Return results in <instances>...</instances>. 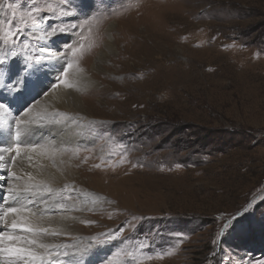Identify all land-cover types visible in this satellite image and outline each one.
I'll use <instances>...</instances> for the list:
<instances>
[{"label": "rangeland", "instance_id": "1", "mask_svg": "<svg viewBox=\"0 0 264 264\" xmlns=\"http://www.w3.org/2000/svg\"><path fill=\"white\" fill-rule=\"evenodd\" d=\"M167 26L172 36H161ZM90 33L114 45L92 62L83 48ZM140 46L132 69L119 68L117 54ZM43 57L56 58L54 74L32 84ZM69 72L91 80L82 92L110 87L113 123L99 133L115 142L102 169L113 191L125 179L128 210L102 206L83 223L91 249L52 264H264V0H0L3 116L47 110L36 89L52 94ZM81 131L78 150L94 149L96 133L90 144ZM42 171L34 152L15 151L10 172L20 184ZM11 187L0 189V206ZM141 191L151 194L149 212L129 202ZM15 215L0 224L20 222ZM47 224L60 232L52 242L76 241Z\"/></svg>", "mask_w": 264, "mask_h": 264}, {"label": "bare ground", "instance_id": "2", "mask_svg": "<svg viewBox=\"0 0 264 264\" xmlns=\"http://www.w3.org/2000/svg\"><path fill=\"white\" fill-rule=\"evenodd\" d=\"M139 26L142 28L141 25ZM170 29L171 26L162 28L164 32H162L163 34H161V36H172L171 33H168ZM90 35L83 48L87 53L86 60L90 59L92 62L98 53L103 55L112 50L114 45L112 41L106 43L99 41V43H97L95 41V33L91 35L92 38ZM182 36L184 37L185 35L182 34ZM169 38L166 37L162 39L165 40ZM168 41L171 43L170 39ZM169 46L172 47V45ZM128 50L123 48L119 55L117 54L116 56L119 63L118 65L120 66L119 68L125 71L132 69L128 67L127 60H131L132 58L136 59L138 54L142 51V48L141 46L137 49L130 47ZM183 50H185V48ZM78 60V57H76V62ZM56 63L55 57L39 58L35 67L38 73L29 74V82L32 84L36 82L39 79L38 74H48L51 77V75L54 74L52 70ZM76 68L80 72L88 70V66L86 67V65L80 68V63L76 65ZM73 74L70 76V72L69 74L67 73L64 79V81H67V85H71V87L60 86L50 95H43L48 89V87L43 86V84L36 89L43 98L39 108L47 106V110L45 111L36 109L31 115L25 113L20 119L14 121L8 115L7 118L4 117L3 115L7 112L0 109V147L12 149V151L0 153V155L4 157V159L0 161V189L3 188L5 181L10 182L12 186L5 194L4 201L0 206V213H2L6 207L13 204L11 199L12 195L19 194L25 201H34V203H29L27 205L29 210H22L17 213L21 215V220L18 223H27L34 227L49 229L48 233L40 236V240L54 247L47 250L33 247L34 250L43 255V264H52V261L56 257H71L75 252L90 250L92 244L87 235L82 234V227H84L83 223H86L87 217L92 216L96 218V215L100 214L101 210L99 209L102 208V206L103 208H110L111 211L113 201H116L122 209L128 210L123 204V198L127 191L125 188V179L118 182L119 188H122V190L113 191L112 185L109 184L110 173L103 170L108 167L107 159L109 158L111 148L115 142L111 134L103 138L101 133H99V130L101 132L109 131V127L113 123L111 120L113 115L110 114L113 108L110 87L107 86L108 88L106 89V86L103 85L104 87L101 89L98 88L91 91L85 90L82 92L80 85L91 82V80L79 74ZM127 75L131 74L127 73ZM5 81V77L0 76V90L3 89L6 83ZM98 96H103L101 101L96 100ZM13 101L16 102L17 99L14 98ZM96 106H101L103 110H95L94 108H97ZM18 111L17 109V112ZM83 115L86 116V118ZM89 120L93 122H89ZM81 123H85L88 130L81 131L79 128ZM91 130L96 133V135L94 134L95 136L93 135V143L96 145L95 148L87 151L78 150V145L81 142L80 131L86 138V141L91 144V138L88 136L91 135ZM17 131H20L21 135L20 139L14 143L13 139L16 138ZM17 144L20 145L19 151H32L38 156L40 167L43 170V174L38 177V179H24L23 181L21 180L20 184L19 181H17V177H15L16 175L10 172V162L15 154ZM102 148H104L102 153L96 152ZM68 150L73 151L72 154L70 156H64L63 153ZM125 168L126 167H120L118 169L123 171ZM26 186L32 188L35 194L25 193L23 189ZM64 193H66V196L68 195L73 198L74 201L69 203L67 197H64ZM133 195L134 197L130 198L129 202H133V205L138 204L136 206H138V208L140 207L141 212H149L151 194H143L141 191V194L135 196L134 193ZM136 197H138L137 202L134 201ZM44 201H47V203H44ZM127 206L130 207L132 205ZM84 209H86V213H78L79 211L82 212ZM108 221L110 222V220ZM47 223L62 224L66 232L76 241L70 245H64L57 241L52 242L60 232L50 228V224ZM10 225L11 223L8 222L0 224V231H7L15 235H25L31 238V233H20L19 231L12 230ZM94 232L96 233V231ZM64 253H67V255H64ZM0 264H11V260L6 253L0 254Z\"/></svg>", "mask_w": 264, "mask_h": 264}, {"label": "snow or ice", "instance_id": "3", "mask_svg": "<svg viewBox=\"0 0 264 264\" xmlns=\"http://www.w3.org/2000/svg\"><path fill=\"white\" fill-rule=\"evenodd\" d=\"M66 86L71 87V85ZM2 108L3 105H0V109ZM20 135L21 132L17 131V140L20 139ZM19 147L20 145L17 144V156L19 155ZM4 151H12V149H5L3 147H0V153ZM3 159L4 157L0 155V161H2ZM14 162L15 159L13 158V163ZM23 191L25 193L35 194L33 192V189L27 186L23 189ZM11 199L13 201V204L6 207L2 211V213H0V221H4L5 218L9 215H15L22 210H29L27 205L29 203H34V201L31 200L25 201L24 198L19 194L12 195ZM44 203H47V201H44ZM10 227L12 230L19 231L20 233H31L32 236L31 238H29L25 235H15L10 234L7 231H0V254L6 253L11 260V264H43V255L34 250V248L31 246H35V248L45 250L54 247L53 245L46 244L42 242V240H40V236L42 234L48 233L49 229L34 227L27 223L20 224L15 218L12 219ZM64 255H67V253H64Z\"/></svg>", "mask_w": 264, "mask_h": 264}]
</instances>
